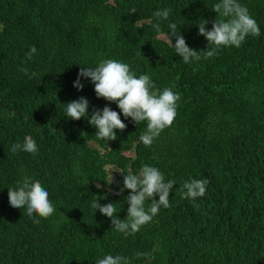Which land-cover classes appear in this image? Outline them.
Listing matches in <instances>:
<instances>
[{"label": "trees", "instance_id": "trees-1", "mask_svg": "<svg viewBox=\"0 0 264 264\" xmlns=\"http://www.w3.org/2000/svg\"><path fill=\"white\" fill-rule=\"evenodd\" d=\"M216 2L0 0V264H96L108 254L129 264H264V0H238L260 35L209 59L184 63L153 28V13L169 9L161 31L175 44L168 28L175 23L190 49L206 51L197 26L203 19L211 30ZM104 59L149 75L155 90L179 94L174 122L150 147L139 141L145 122L97 98L88 78L80 77L82 89L73 86L81 68ZM81 97L87 118H66L65 104ZM104 107L126 125L115 140L97 139L88 123ZM25 136L37 153L11 152ZM142 165L176 183L170 206L125 237L91 205L95 197L101 206L114 203L125 219L124 174ZM24 177L48 191L53 215L29 217L10 206L8 188ZM190 179L207 181L202 197L182 198Z\"/></svg>", "mask_w": 264, "mask_h": 264}, {"label": "clouds", "instance_id": "clouds-1", "mask_svg": "<svg viewBox=\"0 0 264 264\" xmlns=\"http://www.w3.org/2000/svg\"><path fill=\"white\" fill-rule=\"evenodd\" d=\"M169 12V9L155 11L153 16L157 23L153 24V28L174 47L176 55L181 57L186 64L199 61L202 58H212L222 47H240L249 35L254 37L260 35L257 22L250 16L248 9L242 6L238 0H219L212 7V12L215 13V21L212 23L211 30H206L205 25L208 22L203 19L197 26L199 35L207 41V50L198 52L190 49L184 38L176 34L177 25L175 23L168 25L171 36L175 37V44L165 32L161 31L159 21L167 20ZM36 52L37 49L32 46L26 53V58L31 60ZM201 52L204 53L203 57L200 55ZM20 70L24 75H28L26 68ZM32 76H35V73H32ZM80 77L90 79L94 84V92L97 98L116 103L120 113L126 119L131 118L136 124L146 123V130L139 136V141L147 147H150L154 139L174 122L177 102L180 99L179 94L167 87L162 91L155 90L149 75L137 76L124 62L104 59L95 68H81L73 85L78 90L83 87L80 83ZM65 105L66 118L71 120L87 118L89 102L86 98L81 97L79 100ZM88 123L96 129V138L105 141L115 140L117 138L115 130L123 131L126 128L125 123L120 119V114L108 107H104L102 111L94 110L88 119ZM10 151L36 154L38 148L30 136H25L23 143L13 144ZM175 183L174 180L165 181L164 175L158 168L142 165L137 174H124L121 193L124 190L129 192L126 197L129 207L125 219L117 218L116 204L108 203L101 206L95 196L91 207L95 211L99 210L102 215L111 218L112 229L128 237L139 232L142 226L151 222L161 207L168 208L170 206L169 194ZM206 185V180L190 179L185 181L180 189L181 196L192 200L202 197L205 194ZM7 195L10 206L17 209L26 208V214L29 217L35 214L40 218H48L56 212V208L48 198V191L39 181H33L28 177L22 178L18 187L8 188ZM154 197H158V200ZM103 198L100 197L99 199ZM146 203L148 204L147 208L145 207ZM144 255L146 254H136L137 258ZM96 264H129V260L121 255L108 254L98 259Z\"/></svg>", "mask_w": 264, "mask_h": 264}, {"label": "rangeland", "instance_id": "rangeland-1", "mask_svg": "<svg viewBox=\"0 0 264 264\" xmlns=\"http://www.w3.org/2000/svg\"><path fill=\"white\" fill-rule=\"evenodd\" d=\"M113 177V175H109V179H111Z\"/></svg>", "mask_w": 264, "mask_h": 264}]
</instances>
